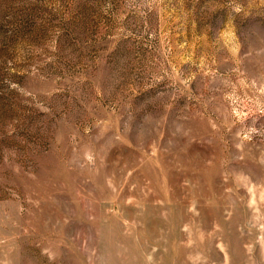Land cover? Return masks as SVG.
<instances>
[{
    "label": "rangeland",
    "instance_id": "rangeland-1",
    "mask_svg": "<svg viewBox=\"0 0 264 264\" xmlns=\"http://www.w3.org/2000/svg\"><path fill=\"white\" fill-rule=\"evenodd\" d=\"M0 264H264V0H0Z\"/></svg>",
    "mask_w": 264,
    "mask_h": 264
}]
</instances>
